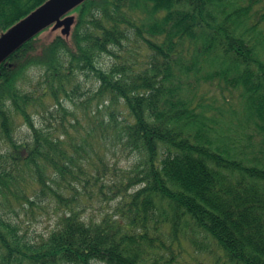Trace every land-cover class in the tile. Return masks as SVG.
Masks as SVG:
<instances>
[{
	"label": "trees",
	"instance_id": "trees-1",
	"mask_svg": "<svg viewBox=\"0 0 264 264\" xmlns=\"http://www.w3.org/2000/svg\"><path fill=\"white\" fill-rule=\"evenodd\" d=\"M0 264H264V0H84L0 63Z\"/></svg>",
	"mask_w": 264,
	"mask_h": 264
},
{
	"label": "water",
	"instance_id": "water-1",
	"mask_svg": "<svg viewBox=\"0 0 264 264\" xmlns=\"http://www.w3.org/2000/svg\"><path fill=\"white\" fill-rule=\"evenodd\" d=\"M84 0H49L0 37V63L44 28Z\"/></svg>",
	"mask_w": 264,
	"mask_h": 264
},
{
	"label": "rangeland",
	"instance_id": "rangeland-1",
	"mask_svg": "<svg viewBox=\"0 0 264 264\" xmlns=\"http://www.w3.org/2000/svg\"><path fill=\"white\" fill-rule=\"evenodd\" d=\"M114 58L112 57H107L106 55H103L100 57L99 59V66L103 69H107L113 62H114ZM35 69V68H32ZM79 83L81 85L82 88V92L83 95L80 96L81 99H83V97H87L88 94L91 93V90L93 91L96 88V81L92 78H90L89 76H81L79 78ZM68 104V103H67ZM68 106V105H67ZM70 107V106H69ZM39 124V123H38ZM27 136V132L25 130L24 127H20L18 129V134L17 137L19 138H26ZM111 158V154L108 155ZM117 165L119 167H123L125 168L126 165L131 161V159H133L132 157H117ZM53 205H51L48 208V212L43 213L41 211L37 212L38 215L36 216V222L32 221L30 226V236H36L37 234H44L46 233L54 224V215H53ZM92 212V209H87V211L85 212V214H90ZM21 219L26 220L27 217L25 216H20ZM25 226H29L28 222L26 221Z\"/></svg>",
	"mask_w": 264,
	"mask_h": 264
}]
</instances>
